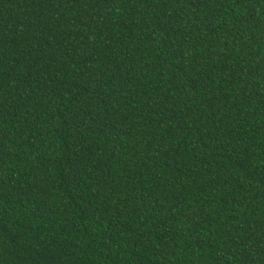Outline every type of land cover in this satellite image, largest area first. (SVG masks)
<instances>
[{
  "label": "trees",
  "instance_id": "16d2710c",
  "mask_svg": "<svg viewBox=\"0 0 264 264\" xmlns=\"http://www.w3.org/2000/svg\"><path fill=\"white\" fill-rule=\"evenodd\" d=\"M0 264H264V0H0Z\"/></svg>",
  "mask_w": 264,
  "mask_h": 264
}]
</instances>
